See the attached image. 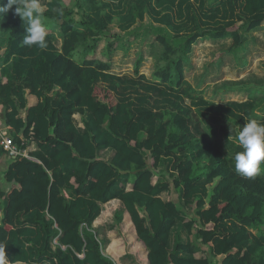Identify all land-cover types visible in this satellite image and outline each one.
<instances>
[{
  "label": "trees",
  "instance_id": "1",
  "mask_svg": "<svg viewBox=\"0 0 264 264\" xmlns=\"http://www.w3.org/2000/svg\"><path fill=\"white\" fill-rule=\"evenodd\" d=\"M54 1L60 7L72 2ZM75 1L83 14L79 22L72 9L42 13L60 22V52L51 31H46V49L29 48L21 44L25 30L14 10L0 17L1 54L4 62L12 59V74L0 86L2 124L13 130L17 145H37L31 155L34 161L10 158L4 174V180L13 183L5 198L7 205L0 211V244L5 245L9 264H115L110 245L104 250L92 232L101 206L112 200L125 208L124 220L119 214L115 219L121 221L126 252L138 264H215L211 259L183 260L168 252L169 232L183 211L181 203L188 207L193 201L202 224L198 247L224 256L222 264H264V180L235 173L231 160L207 139L182 92L186 85L183 62L192 46L199 39H231V46L218 56L238 50L243 35L263 25L264 0H208L213 5L210 9L206 0H198L195 32L173 22L177 14L183 20L184 9L189 10L187 0H154L153 24L167 30L150 39L163 49L151 84L107 74L118 47L128 52L123 29L144 20V5L151 0L133 1L118 30L110 26L116 12L109 2ZM112 1L120 4L122 0ZM237 11L248 20L240 26L234 20ZM191 21H186L188 26ZM99 54L105 60L98 59ZM141 63L137 58L135 75ZM229 73L225 64L224 75ZM24 90L41 99L27 110L25 121L18 117L26 107ZM240 107L230 103L209 109L232 120L240 118ZM85 109L93 120L81 135L72 116ZM141 132L146 133L143 141L138 138ZM106 148L116 152L112 161L96 160L97 150ZM161 163L171 165V182L153 186L152 176ZM261 167L264 172V163ZM121 173L128 178L122 179ZM129 180L133 189L127 192ZM170 188L178 198L165 203L158 196ZM70 192L74 197H68ZM4 197L0 189V199ZM137 208L145 209L148 227ZM54 239L58 246L52 248ZM198 247L191 244L176 250L193 255Z\"/></svg>",
  "mask_w": 264,
  "mask_h": 264
},
{
  "label": "rangeland",
  "instance_id": "2",
  "mask_svg": "<svg viewBox=\"0 0 264 264\" xmlns=\"http://www.w3.org/2000/svg\"><path fill=\"white\" fill-rule=\"evenodd\" d=\"M122 1L119 4L117 1L100 0V2H109L114 12H118V17L115 18L114 16L112 21V25H115L117 28H120L121 25L120 17L126 16L128 14V6H130V4L136 0H125L124 3H122ZM187 1L189 10L184 9L183 20H180L177 17V14L176 16L172 17L173 22L177 25L185 24V31L190 30L195 32L198 27L196 25L199 22H194V18L196 19L197 17L199 20L200 17V10L197 6L198 0ZM75 2V0H72V2L67 7H60L57 2L48 0L46 6H44V3L41 6L42 13L54 15L62 8L72 9L74 11L75 20L79 22L83 19V14L82 11L76 7ZM206 3V9L213 7V5L208 2V0H206ZM154 4V0H151L150 3L147 2L144 5V20L132 25V29L128 33L130 37L129 39H126L129 49L131 50L128 53V56H153V59H157L158 55L162 53L163 50L160 45L156 43L144 45L143 43L145 39H151L152 35L157 32L165 35V29L161 30L158 26L154 25L155 23L153 22V14L151 11ZM188 18L193 20L191 21L190 26L187 25L189 22L186 23ZM234 20L239 26L248 21L246 18L241 16L239 11L235 13ZM43 23L45 28H54V26L57 27L60 22L43 17ZM199 25L201 26V24ZM188 33L189 32H186L185 35ZM173 38L175 41H179V39H176V37L173 36ZM129 41L131 43H128ZM198 41L207 42L208 46L211 47V53L217 49L224 50L226 47L231 45V42L218 43L217 41L208 39H199ZM214 46L215 49H213ZM215 54L216 53H213L210 57L202 59V66L200 67V70L204 71V69H207V74L206 77L204 76L205 79L204 77L200 76L201 74L199 75L200 77L198 78L196 85L194 84L195 86L193 89L196 92L191 91V83L189 84L188 81H186L185 89H183L182 92L184 95H186V97H189L188 100H185V103L192 106V109L200 120L202 129L207 133V139L209 142L216 144L223 152L224 156L231 160L234 167L232 157L235 155V153L242 151L239 145L235 143V132L245 124L246 118L256 119L259 122L264 123V23L261 27L254 30L253 32L244 34L242 37V46L238 50L226 55L231 56V74L223 77H220L219 74H216L219 73L221 62L219 61L218 64L209 63V60H211V62L213 61L212 58H215ZM206 66L208 67L206 68ZM238 85L239 88L235 89V86ZM203 102H205L207 105H203ZM230 103H237L241 105L238 110L240 118L237 117L231 120L227 117L217 116L216 114L212 113L211 109H209L211 105L227 106ZM230 129L233 131L232 139H228L231 135ZM254 177L264 180V172L262 167L261 170L256 175H254ZM217 180L218 179L215 181ZM213 185H209V192H211ZM262 232H264V227H262Z\"/></svg>",
  "mask_w": 264,
  "mask_h": 264
},
{
  "label": "crops",
  "instance_id": "3",
  "mask_svg": "<svg viewBox=\"0 0 264 264\" xmlns=\"http://www.w3.org/2000/svg\"><path fill=\"white\" fill-rule=\"evenodd\" d=\"M54 1V0H50ZM48 0H40L38 3L40 6L43 5L46 6ZM152 11V10H151ZM118 12L115 14V18L118 17ZM125 16H121L123 18ZM74 18V14H73ZM75 20V18H74ZM76 21V20H75ZM146 22V21H145ZM111 28L118 30L115 25H112ZM121 28V25H120ZM165 28V27H164ZM130 29H123V34L125 35V39H129L130 35L128 34L130 32ZM165 30H167L165 28ZM46 31H51L53 34V44L58 52H60L62 47V35L60 31V23L54 28L46 27ZM149 39V41H148ZM143 41L144 45L146 44H152L156 43L154 40H150L148 38ZM133 40V39H131ZM126 42V40H124ZM224 41H227V43L232 44L231 39H225V40H218V43H223ZM229 41V42H228ZM89 42L87 41V44ZM128 43H131L130 41ZM127 44V42H126ZM159 45V44H158ZM231 46V45H230ZM230 46L226 47L224 50L228 49ZM126 47H128V52L125 53L123 51L122 47H118L120 51H116L112 54L110 57V71L107 72V74L122 77L126 80H141L144 84H151L153 79V72L156 63L158 62L160 55L163 53H160L158 55L157 59H153V56H140V55H133L128 56V53L131 51L129 49V45L127 44ZM132 47V46H131ZM161 47V46H160ZM4 46L0 48V86L3 85L6 81L8 76L12 74V59H10L9 62H4V56H2L1 51L3 50ZM215 49V46L214 48ZM163 50V49H162ZM224 50L217 49L213 53L215 54V58H212L213 61L209 60V63H215V60L217 57H219L217 64L219 61L221 62V66L219 69L220 77L226 76L224 75V65L227 64L228 67L231 69L230 62H231V56H226L227 54H223L221 56H218L219 53L223 52ZM211 47L208 46L207 42L198 41L196 42L192 49L190 54L187 56V59L183 62V75L185 82L188 81V83L191 85V91L196 92L194 89V86L197 83V80L200 76L206 77L207 69H204V71L200 70V67L202 66V59H205L206 57H210L211 54ZM217 51V52H216ZM100 60H105V56H97ZM214 57V56H213ZM137 58L142 59V63L139 67L138 74H134V64ZM222 59V60H221ZM208 66H206L207 68ZM232 72V70H231ZM201 74V75H200ZM215 74V75H216ZM231 74V73H229ZM200 75V76H199ZM214 75V74H213ZM208 76V75H207ZM204 77V79H205ZM195 84V85H194ZM128 87V86H127ZM189 97H186L185 100H188ZM24 99L26 101V107L23 110L19 111L18 117L25 121L27 110L29 108L35 107L41 99H38L36 96L32 95L29 90H24ZM6 112L10 111V107H6L4 109ZM0 117L2 118L0 121H3V115L0 114ZM93 120V115L91 112H89L87 109L84 110L83 114L74 113L72 116V123L77 129V131L82 135L87 132L86 130V124ZM101 129L104 131L105 127H101ZM20 140H23V137L21 134L18 135ZM138 138L140 141L145 140L146 133L141 132L138 135ZM25 150L27 155L29 156V160L34 161L35 159L31 156L33 153L37 151V145L32 142H28L25 145ZM115 151L111 148L106 149H100L96 152V160L104 162V163H110L112 159L115 156ZM12 160L8 158L1 150H0V189L4 193V198L0 199V211L2 208H4L7 205V201L5 198L8 196V194L11 192V188L13 183H7L4 180V174L6 173L8 167L11 165ZM149 164V163H147ZM173 175V172L171 170V165H164L159 164L157 169L155 170L151 183L152 185L161 184L165 182H171V177ZM122 179H127L128 175L126 173H121ZM219 180L217 181V183ZM214 187V185H213ZM133 189L132 182L129 180L126 183V191L130 192ZM68 197L72 198L74 197V193L70 192L68 193ZM163 202H168L171 199L174 201H177L178 195L173 191L172 188L169 190L163 191L158 196ZM183 211L180 212V218L175 222L173 227L171 228L169 232L168 237V245L167 249L169 253L175 254L177 257L183 259V260H204V259H211L215 264H222L224 256H213L209 253V251L205 248H200L199 242L200 237L197 235V231L202 229V224L199 220L197 209L195 208V202L190 206L182 205ZM205 209L208 208L207 205L204 207ZM139 216L145 221L144 224L146 227L149 226L148 224V217L145 212L144 208H137ZM124 213L125 208L123 204L119 200H112L109 201L106 204H103L101 206V212L99 216L94 220L92 224L93 233L97 237V240L101 244V247L105 250L109 245V249H111V255L110 257L114 260L115 264H138L137 260H135V257L127 253L124 246L123 241L121 240V236L124 234L123 229L121 228V224L119 221L115 219L116 214H119L121 216V220L123 218L124 220ZM1 220V219H0ZM190 226V227H187ZM253 234L256 233V231H252ZM191 244H194L198 247V250L195 254L190 255L181 251L176 250L177 246H189ZM112 245V246H111ZM53 248V247H52ZM103 254L105 252L103 251ZM16 264H25V263H16Z\"/></svg>",
  "mask_w": 264,
  "mask_h": 264
},
{
  "label": "clouds",
  "instance_id": "4",
  "mask_svg": "<svg viewBox=\"0 0 264 264\" xmlns=\"http://www.w3.org/2000/svg\"><path fill=\"white\" fill-rule=\"evenodd\" d=\"M14 10L23 22L24 35L21 44L26 47L47 48L46 28L43 23L42 8L38 0H0V17ZM228 139L233 138V131ZM235 143L242 151L232 157L235 173L242 178H251L261 170L264 163V123L256 119H247L234 135ZM0 264H9L5 254V245L0 244Z\"/></svg>",
  "mask_w": 264,
  "mask_h": 264
},
{
  "label": "built area",
  "instance_id": "5",
  "mask_svg": "<svg viewBox=\"0 0 264 264\" xmlns=\"http://www.w3.org/2000/svg\"><path fill=\"white\" fill-rule=\"evenodd\" d=\"M14 137L13 130L10 127L3 126L0 121V150L12 160H29L30 158L27 155L25 148H22L23 144L17 145L14 141ZM51 245L53 248L58 246L57 240H52ZM61 248L64 249L63 247Z\"/></svg>",
  "mask_w": 264,
  "mask_h": 264
}]
</instances>
